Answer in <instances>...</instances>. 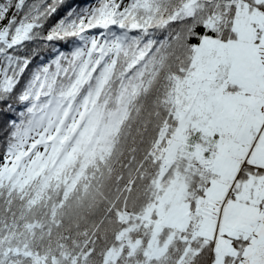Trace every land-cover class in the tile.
Here are the masks:
<instances>
[{
	"label": "snow or ice",
	"instance_id": "obj_1",
	"mask_svg": "<svg viewBox=\"0 0 264 264\" xmlns=\"http://www.w3.org/2000/svg\"><path fill=\"white\" fill-rule=\"evenodd\" d=\"M0 264H264V0H0Z\"/></svg>",
	"mask_w": 264,
	"mask_h": 264
},
{
	"label": "trees",
	"instance_id": "obj_2",
	"mask_svg": "<svg viewBox=\"0 0 264 264\" xmlns=\"http://www.w3.org/2000/svg\"><path fill=\"white\" fill-rule=\"evenodd\" d=\"M69 2L75 4H85L87 0H69ZM13 114L9 113L8 116L0 115V146L3 144L5 138V123L4 121Z\"/></svg>",
	"mask_w": 264,
	"mask_h": 264
}]
</instances>
